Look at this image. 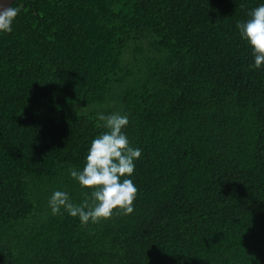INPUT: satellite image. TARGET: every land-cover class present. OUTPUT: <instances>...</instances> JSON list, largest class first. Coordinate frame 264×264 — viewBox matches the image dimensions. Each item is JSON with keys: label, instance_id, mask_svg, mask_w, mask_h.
I'll use <instances>...</instances> for the list:
<instances>
[{"label": "trees", "instance_id": "trees-1", "mask_svg": "<svg viewBox=\"0 0 264 264\" xmlns=\"http://www.w3.org/2000/svg\"><path fill=\"white\" fill-rule=\"evenodd\" d=\"M264 0H14L0 32V264H264ZM142 150L134 211L82 225L98 114ZM90 195V193H88Z\"/></svg>", "mask_w": 264, "mask_h": 264}, {"label": "clouds", "instance_id": "clouds-1", "mask_svg": "<svg viewBox=\"0 0 264 264\" xmlns=\"http://www.w3.org/2000/svg\"><path fill=\"white\" fill-rule=\"evenodd\" d=\"M20 11L17 6L0 7V32L12 31ZM248 17L238 22L237 28L252 49L254 64L250 67L259 69L264 65V4L251 10ZM98 120L102 122L98 127L107 131L92 140L82 170L68 169L71 179L86 190L85 199L79 205L73 204L66 192L57 190L48 202L53 215L64 209L70 216L78 217L82 225L107 220L114 211L124 216L132 214L138 194L129 177L134 173L135 161L141 157L142 150L133 148L123 131L129 123L128 116L100 113Z\"/></svg>", "mask_w": 264, "mask_h": 264}, {"label": "water", "instance_id": "water-1", "mask_svg": "<svg viewBox=\"0 0 264 264\" xmlns=\"http://www.w3.org/2000/svg\"><path fill=\"white\" fill-rule=\"evenodd\" d=\"M14 0H0V7H10Z\"/></svg>", "mask_w": 264, "mask_h": 264}]
</instances>
